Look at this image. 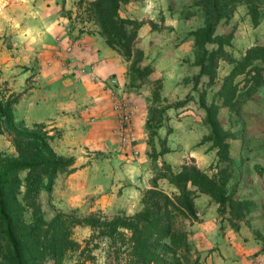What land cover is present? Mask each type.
I'll return each mask as SVG.
<instances>
[{
  "label": "rangeland",
  "instance_id": "obj_1",
  "mask_svg": "<svg viewBox=\"0 0 264 264\" xmlns=\"http://www.w3.org/2000/svg\"><path fill=\"white\" fill-rule=\"evenodd\" d=\"M170 1L169 7L172 13H175V18L166 20L164 16L160 19L162 15L158 13V17L152 19L157 23L137 20L142 23L141 27L148 23L151 29L136 38L135 48L142 52L143 63H149L153 67L154 72L150 78H159L162 83L161 103L155 105L158 107L156 118H161V123L156 127L154 135H150L146 126L150 117V108L154 106L151 98L152 87L143 85L140 89H131L127 75L129 63L120 57L121 65L124 67L123 83L119 84L115 77L111 76L105 79L103 84L105 89L109 90L108 102L114 117L110 140L101 151L86 148L77 150L74 156L75 166L80 170V174L84 172V175L81 176L79 173H77L79 177H75L78 176L77 174L71 177L72 173L58 175L52 193L50 195L43 193L40 204L47 218H51L56 211L78 217L96 216L101 219H111L118 215L132 216L141 209V198L147 190L145 186H151V179L164 163L170 165L176 172L185 164L199 167L197 161L201 166V157L206 155L209 156V158L205 157L206 166L200 168L211 175L217 164V156L216 149H211V144L204 141L208 129L204 124L205 112L199 104L200 95L203 94L205 104L214 101L219 107L218 121L231 137L230 162L221 164L220 168H228V173H231L229 188L232 189L236 184L234 199L250 202V212L239 218L229 214L227 210L221 216L217 206L215 220L212 221L213 201L210 200L208 206L203 208V219L200 220L198 217L196 224L189 225L187 222L186 226L190 232L192 247L200 255L203 264H206L207 259L209 260L208 256L217 247L220 236L225 240L224 248L219 255L216 254V259L211 261V264L240 263L243 261V256L233 255L235 254L233 250H236L238 245L245 246L251 238L264 239V86L257 90L253 98L240 102L233 110L223 106L222 99L216 96L222 79L232 69L231 64L225 61L219 62L212 86L208 85L206 77L201 78L195 85L194 76L198 73V68L194 66V61L197 50L191 33L203 25L204 15L200 6L196 5L197 0ZM85 8L86 4L81 6L76 4L75 11L62 12L63 15L68 16L71 13L75 14L74 20L68 26L71 31L74 29L81 31L80 26L88 27L82 25L87 16ZM255 14L254 17L250 1H238L234 3V10L229 18L222 20L218 25L217 35L228 32L233 34L230 44L225 46V51L233 59L242 58L250 47L264 43V7L259 8ZM0 44L6 49H11L17 44L19 46L21 41L17 39L13 44L7 36L0 35ZM15 48L19 50V47ZM65 51L69 53L70 47ZM34 53L31 49L12 53V57L19 59L20 63L15 66V73L10 77H17L21 72L28 71V77L24 82L15 83V87L21 88L20 90L25 89L13 93L18 96L17 102L22 94L34 86L33 83L36 82L34 78L39 74L40 65L50 64L52 54L60 59L56 50L52 53H41L39 57ZM55 62L58 63L54 61V64ZM59 63L58 69L63 70L65 60L61 59ZM54 64L53 66H57ZM254 64L262 66L260 61ZM7 71L13 70H5L3 63L0 64V88L10 94L11 87H8V81L3 79ZM242 78L239 76L234 82ZM123 113H129L131 116L137 155L127 151V145L118 132ZM18 117L17 110L15 118L20 120ZM46 127L51 134H59L61 137L60 131L48 128V125ZM59 139L53 142L57 145L56 150L60 145ZM161 150H169V152L153 161L152 157ZM0 152L7 155L15 154L13 138L5 131H0ZM191 154L194 157H191ZM163 181H158L159 188L168 195H173L172 187ZM206 202L201 205H206ZM205 219L212 226L210 231H213V234L217 232L218 236L212 238V233H209L208 240H204L197 229L192 231L191 226H198L197 223L202 228ZM207 230L209 228H203V231ZM129 237V232L124 231L122 237L110 240L99 236L89 227H74L72 239L77 246L67 254L64 264H135L131 255ZM207 243L211 248L199 250ZM233 245L234 248L231 247ZM254 256V254L248 256L247 261ZM44 264H54V262L47 261Z\"/></svg>",
  "mask_w": 264,
  "mask_h": 264
},
{
  "label": "trees",
  "instance_id": "obj_2",
  "mask_svg": "<svg viewBox=\"0 0 264 264\" xmlns=\"http://www.w3.org/2000/svg\"><path fill=\"white\" fill-rule=\"evenodd\" d=\"M127 0H78L86 4V22H93L99 29L105 44L129 63L127 75L131 89L151 85L154 106L146 126L150 135L161 123L156 118L161 103V79H151L154 70L151 64L143 63L142 52L135 48L137 31L142 23L123 18L120 6ZM242 0H197L203 15V25L193 31V44L197 50L194 66L198 73L195 85L206 77L212 86L220 61L232 65L231 71L222 79L216 96L222 105L233 110L240 102L253 98L264 86V43L250 47L238 60L230 57L225 46L230 44L232 32L216 34L219 23L227 20L234 10V3ZM252 13L264 7V0H248ZM260 61L262 66L254 64ZM239 76L243 78L234 82ZM241 87V88H240ZM18 96L0 88V131L13 138L14 155L0 152V264H64L67 254L77 244L72 239L74 227H89L104 238L115 240L129 232L131 255L135 264H203L200 255L193 249L186 223L198 221L195 199L200 195L210 197L218 206L219 215L243 217L250 212V202L235 200V186L229 188L231 173L221 164L230 162V134L219 123V107L213 102L205 104L200 95L199 104L205 112L204 124L208 135L204 141L216 149L217 164L209 175L194 164H185L179 171L163 164L151 179V187L141 198V209L132 216L118 215L111 219L96 216L78 217L56 211L47 218L40 204L43 193L50 195L55 179L62 173H73L74 156H64L53 147L59 134H51L45 124L27 126L14 115ZM161 150L152 157L168 153ZM165 180L173 189L168 195L159 188L158 181Z\"/></svg>",
  "mask_w": 264,
  "mask_h": 264
},
{
  "label": "crops",
  "instance_id": "obj_3",
  "mask_svg": "<svg viewBox=\"0 0 264 264\" xmlns=\"http://www.w3.org/2000/svg\"><path fill=\"white\" fill-rule=\"evenodd\" d=\"M77 2L78 0L0 1V35L7 36L13 44L17 42V39L21 41L19 46L16 45L19 50H16V46L6 49L0 44V64L3 63L5 70H13L7 71L3 78L8 81L7 86L11 87L10 93L24 91L23 88L20 90L21 88L15 87V83L16 81L24 82L28 77V71L21 72L17 77H10L15 73V66L20 63L19 59L12 57L13 52H26L31 49L36 57H39L41 53H52L55 50L59 54L60 59L52 54L50 64L40 65L39 74L34 78L36 81L33 83L34 86L21 95L14 105V114L16 116L18 110V119L27 126L42 123L48 125V128L60 131L59 148L56 150L57 145L54 143L53 147L57 153L64 156H75L77 150L84 148L101 151L106 147L114 126V117L108 102L109 90L105 89L103 84L105 79L111 76H114L119 84L124 81V67L121 65L120 56L105 44L98 27L93 22L85 21L82 25L88 27H79L84 32L78 29L71 31L68 28L75 14L71 13L68 16L63 15L62 12L75 11ZM170 3V0H128L121 4L119 11L123 18L144 22L150 20L157 23L152 19L158 17V13L162 15L160 19L164 16L166 20L175 18V13H172L169 7ZM148 29L151 28L148 23H145L139 29L137 37H141ZM69 47L70 51L66 53L65 50ZM61 59L66 62L63 70L58 69ZM54 61L58 63L54 64ZM190 156L194 157L192 154ZM205 157L209 158L206 155L201 157V166L198 161L196 162L198 168L206 166ZM77 173L84 175V172L80 174V170H77L71 174V177ZM150 187L145 186L147 189ZM210 200H212L210 197L203 194L195 199L197 216L200 220L203 219V208L208 206ZM205 201L207 204L201 205ZM212 204L211 216L214 221L217 205L214 201ZM208 223L210 222L205 219L202 228L197 223L198 226H191L192 231L197 229L204 240H208L209 233H212V238L215 235L218 236L217 232L213 234V231H210L212 226ZM203 228H209V230L203 231ZM218 238L220 243L218 242L217 247L208 256L209 260L207 259L206 264L215 261L216 254L219 255L224 248V238L221 236ZM254 238H251L245 246L238 245L239 247L233 250L235 251L233 255L243 256V261L233 264H264V239ZM234 246L231 247L234 248ZM208 248L211 247L207 243L199 250ZM251 254L255 256L247 261Z\"/></svg>",
  "mask_w": 264,
  "mask_h": 264
},
{
  "label": "built area",
  "instance_id": "obj_4",
  "mask_svg": "<svg viewBox=\"0 0 264 264\" xmlns=\"http://www.w3.org/2000/svg\"><path fill=\"white\" fill-rule=\"evenodd\" d=\"M118 132L124 144L127 145V151L132 153V155H137L138 150L136 149L135 139L133 137V124L129 113L121 114Z\"/></svg>",
  "mask_w": 264,
  "mask_h": 264
}]
</instances>
